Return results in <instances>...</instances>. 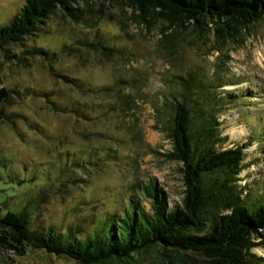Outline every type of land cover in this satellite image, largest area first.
<instances>
[{
    "label": "rangeland",
    "instance_id": "374dc122",
    "mask_svg": "<svg viewBox=\"0 0 264 264\" xmlns=\"http://www.w3.org/2000/svg\"><path fill=\"white\" fill-rule=\"evenodd\" d=\"M24 2L0 0V27L15 17ZM74 5L92 8L83 17L91 18L93 27L57 10L24 40V46H8V55L27 45L42 46L56 52V59L29 56L19 62L0 52V80L13 89L7 116L0 122V211L21 210L30 197L41 196L28 209L35 227L54 226L61 231L80 224L84 236L107 214L122 215L134 188H142L152 178L167 191L171 207L182 206L183 163L165 156L173 150L165 102L166 95L179 88L175 75L194 72L214 81L212 89L225 98L219 113L224 139L219 148L251 141L238 183L246 189L244 196L260 195L264 191V19L251 25V35L247 31L217 48L213 34L203 38L192 34L190 27L174 26L167 30L177 47L169 62L162 34L168 21L157 17L148 23L126 0H76ZM95 33L125 56L107 58L87 47L77 50L81 46L77 41ZM70 43L76 48L66 50ZM63 74L93 90L71 87ZM107 87L110 90H100ZM73 100L86 105L91 119L59 110ZM253 135L259 138L252 141ZM67 151L86 156L95 151L93 157L110 154L99 163H88L86 169L51 163ZM137 199L152 211L150 199L141 193ZM252 252L257 263L264 264V244ZM9 253L0 250V264H78L44 251H31L11 262ZM135 257L137 264H181L157 251Z\"/></svg>",
    "mask_w": 264,
    "mask_h": 264
},
{
    "label": "trees",
    "instance_id": "16d2710c",
    "mask_svg": "<svg viewBox=\"0 0 264 264\" xmlns=\"http://www.w3.org/2000/svg\"><path fill=\"white\" fill-rule=\"evenodd\" d=\"M126 1L141 11L139 17L148 23L157 17L169 22L162 29L169 62H173L177 47L174 35L167 30L174 26L190 27L192 34L203 38L213 34L214 48H217L229 39L242 38L245 32L249 33L251 25L264 19V0ZM75 2L25 0L15 17L0 27V52L5 58L19 62L29 56L56 59V52L50 53L42 46L27 45L12 55L7 54L8 46H24V40L57 10L66 18L75 22L82 19L84 24L93 27L89 22L91 18L83 17L92 8L76 7ZM77 43H81L80 47L77 46L79 51L87 47L107 58L125 56L122 49L98 40L97 33ZM64 48L73 50L76 46L70 43ZM175 76L179 88L166 95L165 102L166 131L172 139L173 150L165 156L183 163L185 196L182 206L171 207L167 191L157 184L156 178H152L142 188L138 185L134 188L122 215L107 214L97 221L88 235L82 236L84 229L80 224L61 231L54 226L35 227L28 209L41 196L39 199L30 197L21 210L8 207L4 212L0 211V250L12 253L11 262L31 251H44L73 259L78 264H137L135 255L157 251L181 264L192 260L195 264H258L252 249L264 244V191L251 199L244 196L246 189L238 183L239 174L247 166L243 161L245 149L251 141L220 149L224 139L220 136L219 113L225 98L214 92V81L204 74L194 72ZM62 78L66 84L83 92L93 90L67 74ZM12 93L13 89L0 80V122L7 116ZM59 110L91 119L86 105L78 100L60 106ZM156 110L162 117V111ZM257 138L253 135L251 140ZM147 147L158 153L149 144ZM94 152H88L86 156L67 151L51 163H65L71 170L86 169L90 163H99L104 160V155L110 154L93 157ZM69 182H63V186ZM140 193L150 199L151 212L138 201Z\"/></svg>",
    "mask_w": 264,
    "mask_h": 264
},
{
    "label": "bare ground",
    "instance_id": "6f19581e",
    "mask_svg": "<svg viewBox=\"0 0 264 264\" xmlns=\"http://www.w3.org/2000/svg\"><path fill=\"white\" fill-rule=\"evenodd\" d=\"M263 58V55L262 54H260V58L259 59H262Z\"/></svg>",
    "mask_w": 264,
    "mask_h": 264
}]
</instances>
